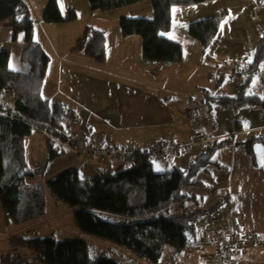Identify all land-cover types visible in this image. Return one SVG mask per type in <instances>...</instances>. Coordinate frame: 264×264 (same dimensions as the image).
<instances>
[{
  "label": "crops",
  "instance_id": "crops-1",
  "mask_svg": "<svg viewBox=\"0 0 264 264\" xmlns=\"http://www.w3.org/2000/svg\"><path fill=\"white\" fill-rule=\"evenodd\" d=\"M22 1L27 5L33 21V39L48 56V64L40 91L42 98L47 99L51 103L62 104L65 109L69 110L76 119L77 134L87 135L91 144L113 146L117 149L128 146L144 149L160 142H166L168 145L190 144L192 129L185 122L184 118L186 110L190 106L198 104L190 101L184 106H177L169 100L170 95H165L164 100L160 99L161 96L155 92L154 78L156 74L159 78H164L163 91L166 93L171 82H177L176 84L179 85L180 89L190 85V80L186 77L173 79L169 75L172 68L182 70L185 68V65L187 67L191 62L199 67L204 58L208 61L209 66H228V73L231 74L232 78L237 80L234 88L230 87V90L227 92L222 87V81L219 80L215 84V89L219 93L206 94L205 98L202 99L206 106L205 111L209 108L212 110L214 106V109L220 112L223 108L211 102L209 97L220 95L233 96L239 91L241 85H237L239 84V80H243V75L236 72L239 71V67H242L243 64L251 60L257 41L264 37V0H215L211 3L212 5L200 3L199 6L201 7L195 8H199L197 11L202 10V8L203 10L186 21L191 22L197 19H204L225 10L227 11V17L221 22V25L223 23L229 24L227 26L228 34L251 31L254 35V42L250 44V47L244 50V47L241 45H232L230 43L231 38L228 36L229 47L223 51H216L221 44L222 32L220 25L216 37L206 50L203 51L200 43L188 41L189 39L185 37L184 33V38L186 39L183 41L189 47L187 51L179 40L167 38L181 45L182 61L180 63L173 64V66L161 63H144L140 57V37L137 35L123 37L116 25L111 26L110 36H108L107 28L100 26L105 25L101 22L99 26H88L104 32V60L97 62L80 52H72L76 41L83 36L87 26H85L83 32H79V30L69 28V25H65L63 22H44L41 19V15L47 4L45 1L41 5H37L39 7L38 13L32 12L34 8L32 4L30 5L26 0ZM141 4L145 3L139 2L127 6H139L135 7L136 10L140 11L143 8L146 15L153 13L152 9L150 11L149 7ZM239 5H243L244 12L242 14H245L243 18L247 21L245 27L241 25L245 23L241 22L230 24L237 17V14H239L237 12V6ZM175 9L174 7L171 8V17ZM126 17L137 16L126 14ZM101 20L106 21L107 19L102 17ZM113 20L115 18H112V22ZM79 28L80 26L77 27V29ZM188 38L190 37L188 36ZM24 47V34L19 32L14 36L12 28L0 22V51L8 52V68L11 71L22 72L21 55ZM229 49H233V53H230ZM108 60H112L111 63L117 65V67L109 71L106 67ZM228 61H230L229 65L227 64ZM263 69L264 60L253 78L255 76H264V73H262ZM160 73L164 74L160 75ZM252 79L245 88V93H247ZM261 79L263 81V93L252 95L264 98V77H261ZM196 81L200 82L198 79ZM197 87H201L200 89L203 92L205 91L202 86ZM247 94H250V92ZM237 112H239V115H244L247 122L245 125L242 123L236 124L235 130L223 128L215 122L212 116L211 118L209 117L215 123L214 129L209 133L211 138L219 140L232 135L233 142H235L246 139L251 133L264 134L263 109L259 107H245L239 109ZM230 118L233 121L236 119L231 117V115ZM43 138L44 134L38 130H32L30 135L24 137L26 166L31 159L28 152V145H30L31 141H34L35 146L39 145L46 151L45 139ZM196 148L198 150L197 153L195 152ZM199 152V146L195 145L186 147L182 151L172 152L168 158H165L161 162H156V166L159 167L157 169L166 170L177 167L185 171L189 162L197 157ZM253 152L255 165L252 164L243 145L232 143L222 147V149L216 150L211 159L212 163L207 165L194 178L195 181L201 184L185 188L183 193L188 199L182 206L178 204L173 206L172 212L177 215L204 211L219 203L216 209L206 214L210 215L224 205L227 206V213L220 220L223 221L220 222L223 225L221 231H217L218 229L214 225H212L214 227L213 230L211 227H207L210 225V222L211 224H216L217 219L205 220L206 223H203L202 219L206 215H202L197 220V230L193 243L188 249L183 250L189 254L192 253L190 251L192 246L197 250L194 253L195 262L192 264H214L218 246V243L214 239L218 235L217 233L227 236L230 223L234 219L238 221L242 234L264 236V145L255 144ZM76 156L75 154L65 152L59 158L50 161L51 171L55 172L58 169L66 170L65 168L68 167V169H76L79 176L81 174L83 178H89L97 175L107 167H119V165L105 162L96 157H83L84 159H80ZM183 167L184 169H182ZM201 174L208 176L211 180V187L206 193H204L206 182L201 180ZM25 182L32 184L28 183L26 178ZM41 186L44 191L43 184ZM199 201L204 203L202 208H198ZM57 206L56 203L48 204L46 201L44 215L20 225L7 224L4 221L0 206V261L8 254L9 256L11 255L12 238L17 235L27 236L20 233L26 230L29 231L32 227L30 226L20 232L16 228L29 222L36 221L39 224L45 219L51 221L58 219L61 214L57 212ZM206 228H209L211 231L206 230ZM214 231L217 232L211 234ZM199 236L200 239L197 240ZM18 254L22 259L15 264H41L34 252L30 253L29 251L20 250ZM226 264H264V243H246L237 246L235 254L228 259Z\"/></svg>",
  "mask_w": 264,
  "mask_h": 264
},
{
  "label": "trees",
  "instance_id": "trees-1",
  "mask_svg": "<svg viewBox=\"0 0 264 264\" xmlns=\"http://www.w3.org/2000/svg\"><path fill=\"white\" fill-rule=\"evenodd\" d=\"M144 1L150 2L153 17L120 18L118 28L121 35L141 38L144 63H180L181 45L161 35L170 30L171 8L215 0H87L91 10L100 11ZM226 17L227 11L224 10L191 21L187 34L197 40L204 51ZM75 18L73 10L63 18L56 0H48L41 15L42 21L47 23L68 22ZM0 22L12 28L14 36L22 32L25 37L22 72L11 71L8 52L0 51V93L6 87H13L15 96L12 108L0 100V206L7 224L20 225L44 215L46 206L41 184L25 182L29 174L25 172L23 139L32 130L62 138L61 112L65 107L41 96L48 56L33 39V21L27 5L22 0H0ZM72 52L102 62L104 32L86 27ZM263 60L264 37L257 41L251 60L241 68L240 74L246 79L239 91L233 96H213L209 100L223 109L259 107L264 110V98L245 93L249 80L258 72ZM44 139L48 162L65 153L48 136L44 135ZM232 143L243 145L255 165L253 146L264 145V134L251 133L246 139L235 142L232 135L213 140L189 162L185 171L177 167L156 171L147 155L137 151L130 165L107 167L89 178H81L76 169H66L49 180L46 186L55 200L63 202L72 211L80 231L122 246L139 258L157 264L167 248L177 253L188 249L195 238L199 217L219 206L217 203L207 210L187 215L172 212L174 205L182 206L188 199L183 193L185 188L201 184L194 178L212 163L214 152ZM45 168L41 166L36 172H44ZM15 238L32 250L41 264H115L101 254L91 257L86 242L82 240L60 241L49 236L22 235Z\"/></svg>",
  "mask_w": 264,
  "mask_h": 264
},
{
  "label": "rangeland",
  "instance_id": "rangeland-1",
  "mask_svg": "<svg viewBox=\"0 0 264 264\" xmlns=\"http://www.w3.org/2000/svg\"><path fill=\"white\" fill-rule=\"evenodd\" d=\"M26 1L30 3V5L32 4V6H34L32 12H37V13L39 11V7L37 5H41L44 1L46 3L48 2V0H26ZM57 2L59 5L61 16L63 18L67 16L68 11L70 10L74 11L76 18L72 21L63 22V23L65 25H69L68 26L69 28H72L77 31L79 30V32H83L85 26L87 27L95 26V25L99 26V24L103 22V24L105 25H100V26L102 28H107L108 36H110L109 34L111 32V26L112 25L118 26L117 20H119V18L124 17V18L151 19L153 17V13L151 15H146V13H144L143 11L144 10L143 8H141L140 11H137L135 7H139V6L136 5L124 6L109 11H100V10H91L89 8L87 0H58ZM142 3L145 4H141V5H145L146 7H149L151 11L152 6L150 2L144 1ZM211 3H213V1L204 2L203 4L212 5ZM199 5L200 4L174 7L176 9L173 10L172 12L170 30L168 32L161 33L162 36L165 38H175L176 40H179L186 51L188 50L189 47L185 43V41H183L184 39H186L184 38V33H185V37L189 39L188 41L199 43L197 40L188 38L187 25L189 22L186 21L188 20V18H192V16L199 14V12L203 10L202 8V10L197 11V9L199 8H195V7H201ZM202 7H206V6H202ZM237 12L239 14H237V17L232 22H230V24L241 22V23H245V24H241L242 26L245 27V25H247V21L243 18L245 16V14L244 15L242 14V12H244L243 5L237 6ZM126 14H134V16L137 17H126ZM102 17H105L108 21L107 20L102 21L101 20ZM112 18L113 19L115 18L113 22H112ZM228 25L229 24L227 23L226 24L223 23L221 25V32H222V36L220 39L221 44L219 45L216 51H223L225 50V48L229 47L228 36L231 38L230 43L232 45H237V44L238 46L241 45L244 47V50L250 47V44L254 42V35L252 34V32L250 31V32H240L238 34H228L227 31ZM78 26H80L79 29H77ZM229 51L230 53H233V49H229ZM111 61L112 60H108L106 64V67L109 69V71L117 67V65L111 63ZM227 64L229 65L230 61H228ZM184 67L185 68H183L182 70H179V68H172L169 74L173 79L186 77L190 80V85L182 89H180L179 85L176 84L177 82L174 83L171 82L166 93H164L163 91L164 78H159L156 74V77L154 78L155 92H157L161 96L160 99L164 100L163 98L165 95H170L171 97H169V100H171V102L175 103V105L177 106H184L190 101L196 103L198 104V106H200V109L203 113L202 115L204 116L203 118L207 117L205 119H209V117L211 118L212 116L215 122H217L221 127L229 128V130H235L236 124L238 125L240 123H242L243 125L246 124L247 119H245L244 115L241 114L239 115V112H237L239 110L222 109L219 112L214 109L215 108L214 106L212 110L211 108H209L207 111L204 110L206 106L202 99L205 98L204 96L206 94L219 93V91L215 89V84L219 80L222 81L221 82L223 84L222 87H224L227 90V92L230 90V87L234 88V85L237 84V80L235 78H232L231 74L228 73L229 70L228 66L219 65L216 67H212L209 66L208 61L206 60V58H204L203 62L199 65V67H197L193 62H191L187 67L186 65ZM262 73H264V69ZM163 74L164 73H160V75ZM261 77L264 76L262 75ZM261 77L255 76L252 79V82L247 89V93L250 92V94H257V95L263 93V86H262L263 81ZM196 79L200 80V82H197ZM242 84L243 83L241 79L239 80V84L237 86H240ZM197 86H202L205 89V91L203 92L202 89H200L201 87H197ZM205 114H209V115H205ZM230 115L231 117H234L236 119L234 121L231 120ZM192 126L194 125L193 124L189 125L191 129H193ZM192 141H193V136L191 139V143ZM197 151L198 150L196 148L195 152L197 153ZM28 152L31 156V159L28 161V165L26 167L25 172L31 175L26 176V181L32 184L38 182L40 184H43L47 203L48 204L56 203V205H58L57 212H60L59 214H61V216L58 219L52 221L45 219L39 224L35 221L21 225L19 228H16L18 232H20L21 230H25L30 226L32 228L29 231L26 230L20 234H26L28 237L49 236L60 241L72 240V239L82 240L86 242L91 257H96L101 254L104 255L107 259L113 261L115 264H153L149 261L139 258L136 254L132 253L131 251H129L128 249L122 246H119L112 242L103 240L101 238L80 231L75 223L72 211L63 202L55 200L54 197L49 192L48 187L46 186V183L49 180L55 178V176L58 173L62 172L63 169H58V171L55 172L51 171L52 169L50 168L51 163L47 161V155L45 149L44 148L42 149V147L39 145L35 146L34 141H31L30 145H28ZM76 157H79L80 159H84L83 156L77 155ZM41 166H46L45 171L36 172V170ZM157 168L159 167L154 165V170L162 171L161 169L158 170ZM65 169H68V167H66ZM182 169H184V167ZM80 177L83 178L81 174ZM200 178L201 180H204L206 182V190L204 191V193H206L207 191H209L211 187L210 184L211 180L208 176L203 174L200 175ZM203 205L204 203H202L201 201L198 202V208H202ZM226 213H227V206L224 205L223 207L219 208L217 211L213 212L212 214L206 215L202 219V222L206 223L205 220L210 221V219H217L216 224H211L210 222V225H208L207 227H211L213 230L214 227L212 225H214L217 227L218 229L217 231H221L223 225L220 222L223 221L220 220L221 218L225 217ZM206 230L211 231L209 228H206ZM217 231H214L211 234H214ZM15 237H13L11 240L12 254L10 256L8 254L7 255L8 257L6 256L3 260H1V263H5L7 261V264H15L16 262L21 261L22 258L18 254V251L20 250L29 251L30 253H33L26 246L18 243ZM199 239L200 236L199 238H197V240ZM190 251H192V253L190 254L184 251L177 253L172 249L167 248L162 258L157 264H192L195 262L194 253L197 252V250L195 249V247L192 246Z\"/></svg>",
  "mask_w": 264,
  "mask_h": 264
},
{
  "label": "built area",
  "instance_id": "built-area-1",
  "mask_svg": "<svg viewBox=\"0 0 264 264\" xmlns=\"http://www.w3.org/2000/svg\"><path fill=\"white\" fill-rule=\"evenodd\" d=\"M14 89L13 87H6L0 93V100L3 104L9 105L11 108L14 105ZM62 117V130L61 137L48 136L53 143L75 155L83 156L85 158H93L108 161L116 165L130 164L136 153V149L132 146L124 147L121 149L114 148L107 145H93L90 143L89 138L85 134H77L76 119L74 115L67 109L61 112ZM184 120L194 126L193 141L191 145H198L201 149L205 144L212 140L207 137L213 128V122L202 117L201 111L197 106H191L186 111ZM184 146L167 145L160 143L150 146L144 150V153L151 161H160L165 158L170 152L181 150ZM217 243L214 264H226L228 259L231 258L237 249V246L246 243H264V236L258 234H242L240 225L237 220H232L227 236L221 234L216 235L214 239ZM12 254V252H11ZM0 264H7L1 263Z\"/></svg>",
  "mask_w": 264,
  "mask_h": 264
},
{
  "label": "bare ground",
  "instance_id": "bare-ground-1",
  "mask_svg": "<svg viewBox=\"0 0 264 264\" xmlns=\"http://www.w3.org/2000/svg\"><path fill=\"white\" fill-rule=\"evenodd\" d=\"M241 68L242 67H239L238 68V70L239 71H237L236 73H239L240 74V72H241ZM242 78H243V80H242V83L244 84L245 83V79H246V76H242ZM253 78V77H252ZM251 78V79H252ZM250 79V80H251ZM250 80H249V82H250ZM243 84L241 85V87L243 86ZM240 87V88H241ZM192 106H197V107H199L198 105H192ZM191 107V106H190ZM189 109V108H188ZM187 109V110H188ZM199 109H200V107H199ZM186 110V111H187ZM200 111H201V109H200ZM201 114H202V112H201ZM202 117H203V115H202ZM207 120H209V121H211V122H213L211 119H207ZM213 124H214V127H215V123L213 122ZM76 129H77V123H76ZM214 129V128H213ZM43 133V132H42ZM193 134H194V129H192V136H193ZM207 137L209 138V139H211V135H209V133L207 134ZM212 140H214V138H212ZM211 140V141H212ZM211 141H209L208 143H206L205 144V146H204V148L206 147V145H208ZM160 143H166V142H160ZM160 143H157V144H160ZM157 144H155V145H157ZM167 144V143H166ZM168 145V144H167ZM56 146V145H55ZM152 146H154V145H152ZM171 146V145H170ZM174 146H184V148L183 149H185L186 147H189V146H192L191 145V143L190 144H188V145H174ZM195 146H198V145H195ZM57 148H59V149H61V150H63V151H65V152H69V151H67V150H65V149H63V148H61V147H58V146H56ZM150 147V146H149ZM200 147V146H199ZM124 148V147H123ZM135 149H136V147H134ZM146 148H148V147H146ZM146 148H144V149H136V152L137 151H140V152H142V153H144V150L146 149ZM204 148L203 149H201L200 148V150H204ZM183 149H181V150H176V151H172V152H177V151H182ZM172 152H170V153H172ZM69 153H71V152H69ZM170 153L165 157V158H168V156L170 155ZM73 154V153H72ZM136 154V153H135ZM145 154V153H144ZM135 156V155H134ZM147 158H148V160L152 163V165L154 166V165H156V162H161V161H163L165 158H163L162 160H160V161H151L150 159H149V157L147 156ZM105 162H108V161H105ZM132 163V162H131ZM130 163V164H131ZM130 164H126V165H124V164H122V165H120V166H127V165H130Z\"/></svg>",
  "mask_w": 264,
  "mask_h": 264
}]
</instances>
